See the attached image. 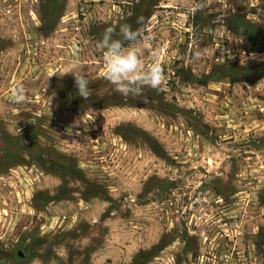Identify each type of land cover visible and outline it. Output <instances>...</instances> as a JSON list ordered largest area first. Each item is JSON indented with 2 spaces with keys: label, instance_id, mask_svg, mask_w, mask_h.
<instances>
[{
  "label": "rangeland",
  "instance_id": "obj_1",
  "mask_svg": "<svg viewBox=\"0 0 264 264\" xmlns=\"http://www.w3.org/2000/svg\"><path fill=\"white\" fill-rule=\"evenodd\" d=\"M123 24L159 89L107 81ZM0 264H264V0H0Z\"/></svg>",
  "mask_w": 264,
  "mask_h": 264
},
{
  "label": "clouds",
  "instance_id": "obj_2",
  "mask_svg": "<svg viewBox=\"0 0 264 264\" xmlns=\"http://www.w3.org/2000/svg\"><path fill=\"white\" fill-rule=\"evenodd\" d=\"M138 18L137 23H143ZM151 36L143 35L142 29L133 30L128 24L120 25L119 31L108 27L102 33L97 46L103 49V61L106 67V79L115 90L124 95L139 96L145 87L159 89L162 83V66L159 54L154 53L146 71H141L142 59L150 51ZM78 95L85 100L91 95L90 79L86 75L72 72ZM24 100L23 90L12 97L13 103Z\"/></svg>",
  "mask_w": 264,
  "mask_h": 264
},
{
  "label": "built area",
  "instance_id": "obj_3",
  "mask_svg": "<svg viewBox=\"0 0 264 264\" xmlns=\"http://www.w3.org/2000/svg\"><path fill=\"white\" fill-rule=\"evenodd\" d=\"M37 46H38V41H35L32 39V37H30L29 48H27L28 60L30 62H33L35 65H37L36 63L37 61L36 57L38 54Z\"/></svg>",
  "mask_w": 264,
  "mask_h": 264
},
{
  "label": "water",
  "instance_id": "obj_4",
  "mask_svg": "<svg viewBox=\"0 0 264 264\" xmlns=\"http://www.w3.org/2000/svg\"><path fill=\"white\" fill-rule=\"evenodd\" d=\"M19 254H20V255H22L23 253H22V252H20Z\"/></svg>",
  "mask_w": 264,
  "mask_h": 264
}]
</instances>
